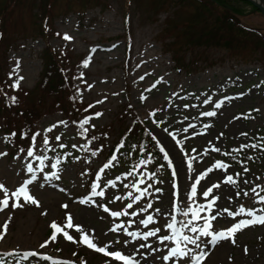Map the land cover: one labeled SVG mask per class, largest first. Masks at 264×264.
I'll return each instance as SVG.
<instances>
[{"label": "rangeland", "instance_id": "1", "mask_svg": "<svg viewBox=\"0 0 264 264\" xmlns=\"http://www.w3.org/2000/svg\"><path fill=\"white\" fill-rule=\"evenodd\" d=\"M9 1L0 0V14L3 12L7 15L8 42L4 45L13 43L6 55L8 81L11 85L19 81L18 87L28 91L23 110L26 111L27 106L34 108L36 104L34 113L39 116L34 124L30 123L38 134L35 144L31 141L24 147H19L13 151V156L9 155V145L0 131V153H6L0 156V185L5 186V189H0V199L5 198V190L10 197L25 180L31 178V174L26 171V165L31 163L36 170L37 179L28 188L38 201V206L21 200L22 206L13 209L12 201L9 200V207L0 211V228L5 221H9L8 231L4 238L0 239V252L23 254L34 251L39 254L37 257L21 260L20 264L25 261L29 264H108L104 261L105 258L111 263L120 264L115 259L82 244L80 235L83 232L98 247L107 246L108 251H121L125 255L133 256L139 264H188L191 260L187 257L163 260L170 248L176 246L171 240L164 243L159 240L160 236L172 235L173 230L168 229L166 225L172 222L173 216L176 228L183 235L194 236L196 234L183 228V223L191 219L190 213L184 216L183 212L189 208L195 209L198 205L206 206L211 196L217 197L216 202L221 204V210L218 203H215L212 209L217 213L206 208L200 215L209 217L208 222L215 232L225 231L234 223L250 218L244 215L233 218L223 211L225 208L230 211H235L240 206L264 209V203H260L254 193L248 192L247 196L236 194L242 186L244 189H250L255 185L256 191L264 195V60L257 51H252L251 46L250 56L246 57L245 51L233 55L231 51L222 50L220 47L187 45L186 42L196 41L200 31L199 25L193 28L189 26L187 29L191 14L196 11L195 0H188L187 3L184 0H133L126 8L129 46L123 45L121 40L123 0H100L95 9H88L82 19L73 14L56 19L53 25L60 37L46 40L38 39L39 23L35 21L36 11L38 7L42 8V4L37 0H14L12 9L7 12ZM49 1V11L52 10V14L63 9L59 0ZM200 1L206 3L208 0ZM208 7L210 8L209 5ZM220 12L219 8H214L211 14L217 15ZM202 16L212 19L206 9L197 16L198 20ZM213 21L214 17L211 22ZM239 21L247 28L259 29L264 33V18L259 14L247 13L240 16ZM64 35L70 36L71 39H63ZM158 40L160 43L168 42V48L176 58L191 59L190 72L176 71L169 56L162 53ZM48 45L55 50L70 52L76 61L81 58V62L72 67L76 74L75 79L71 81L76 89L74 96L79 97L82 105H89L91 110H96L90 117L85 115L80 119V122L88 119V124L82 128L85 137L79 136L70 122L55 113L53 107L43 105V102L49 101L50 98L40 94L38 73L40 61L43 63V57L48 52ZM41 51L44 55L39 60ZM240 76L243 79L236 82L234 78ZM227 78H233L235 85L231 86L230 79L227 95L219 94L218 92L225 90ZM205 89L213 93L208 99L201 95V91ZM175 91L181 92V98L173 95ZM39 99L41 104L37 102ZM217 104H220L219 108L216 107ZM129 112L137 115L148 135H155L158 142L156 153L151 155L152 160L147 162V157L139 154L140 145L135 148L130 143L122 144L113 153L117 159L108 169L101 172L103 165L111 159L105 160V153L130 124ZM206 112H213L215 115L211 119L207 116L195 118ZM96 113L101 115L96 116ZM172 114L180 116L173 117ZM183 118L195 124V127L185 132L187 124L179 122ZM198 122L200 124L196 125ZM20 125L8 126L6 131L15 128L14 132H18L21 130ZM48 129L51 131H47ZM133 132H137V128H133L131 133ZM225 133L232 136L220 140L219 136ZM173 135L178 137L174 141L175 144L178 141L182 143L175 146L173 141L169 140L173 139ZM57 136L60 137L59 141L56 140ZM45 137L49 141L46 146L43 144ZM137 137L141 147H149L145 145V136L137 133ZM10 142L13 144L15 140ZM214 142H219L217 148L220 151L195 149H207L205 144L212 145ZM61 144L64 145L63 148L60 147ZM241 145L247 147L241 149ZM29 147H33L34 157H27ZM163 147L170 153V161L173 159L171 155H174L169 151L170 148L176 151L177 160L196 157L195 173L188 168V162L174 161L170 170L177 174L178 186L172 191L175 180L169 176L167 166L164 167L159 157ZM88 149H94L96 154L93 156ZM224 152L227 154L224 155ZM36 157L47 159L41 163ZM57 159L61 163L53 169L51 165ZM217 162L228 167L216 169L214 165ZM183 168L186 169L185 173L187 172V181L181 186L179 175ZM209 168L213 170L204 177L203 184L201 181V185H197V195L189 199V188L195 182L196 173L203 174ZM244 168L248 171L245 172ZM220 171L236 178L235 188V184L224 183L223 175L215 179ZM52 172H57L58 178L46 180L45 176ZM237 173L240 175L236 176ZM117 177L120 179L117 180ZM140 179L145 183L138 184ZM211 179H215L212 185L218 184L221 188L213 190L211 196L206 199L203 197V191L210 185L204 183L210 182ZM108 181H113L114 186L109 185ZM93 184L98 185L96 190L103 191L104 196H91ZM133 184L141 190L149 184L152 187L147 195L134 202L129 193H132V196L139 193L133 189ZM156 188L163 190V193L166 190V194L171 192V195H160L155 191ZM171 197H174L175 201ZM81 200L86 202L81 203ZM235 201L240 205H236ZM149 202L152 208H147ZM129 203L132 208L127 207ZM65 205L67 207H64ZM104 207L108 208L107 212ZM145 208L147 211H143ZM156 209H159V212ZM112 212L128 214L113 217ZM133 212L136 215H131ZM148 215L153 216V222L145 226L141 221ZM68 216L72 217L73 228L65 227ZM212 216L216 219L212 220ZM52 223L68 232L73 240L65 239L63 231L57 234L55 241L50 240ZM203 223L205 221L200 219L194 226L203 227ZM77 225L81 231L76 230ZM117 225L126 227L130 232L143 233L156 229H159V232L156 237H150L147 241H132L123 231V227L112 230ZM203 238L200 237L198 241L201 245ZM234 239L235 243L231 240L225 245L218 242L213 248L204 250L213 252L206 257L208 260L205 258V264H264V224L243 228L235 234ZM45 241H48L47 246L41 248L40 245ZM125 241L129 243L125 244ZM140 244H148L151 247L140 248ZM180 246L191 248L194 253L193 245L181 242ZM214 248L217 250L214 251Z\"/></svg>", "mask_w": 264, "mask_h": 264}, {"label": "snow or ice", "instance_id": "2", "mask_svg": "<svg viewBox=\"0 0 264 264\" xmlns=\"http://www.w3.org/2000/svg\"><path fill=\"white\" fill-rule=\"evenodd\" d=\"M63 39L65 40H70L71 37L68 35H64ZM22 79V78H21ZM141 79H143V77H141ZM159 82V81H158ZM157 82V83H158ZM19 86V81H17L16 83L12 84L11 87L13 89L17 88ZM153 87H155V85H153ZM11 101L13 103H15L17 101L16 97H11L10 98ZM143 99V97H142ZM217 108L220 107V104L216 105ZM101 115L100 113H96V116ZM204 115L211 117L213 115H215V113L213 112H206L204 113ZM63 123V122H61ZM88 124V119H84L80 122V126L81 128L84 127V125ZM189 127H193V125H189ZM207 127V125L205 126ZM85 131H87V129H84ZM187 128L184 129L185 132H187ZM47 131H51V129H48ZM167 131V129H166ZM170 135H172V133H169ZM16 133H11L9 137H5V140L10 139L11 136H15ZM23 138V137H22ZM37 137L36 135L32 136V141H33V145L35 144ZM153 139H155V137H153ZM173 139H175V136L173 135ZM56 140L59 141L60 137L57 136ZM49 141L47 139V137H45V139L43 140V144L46 146L48 145ZM178 143H182V141H178ZM61 148L64 147L63 144L60 145ZM73 147H75V145H73ZM86 147V146H85ZM244 147H247L246 145H241V149H243ZM253 147H255V145H253ZM161 152H164V149L161 148L160 149ZM215 151H220L218 148L215 149ZM96 153L93 152L92 155L94 156ZM6 155V153H0V156H4ZM27 157H34V151H33V147H29V149L27 150ZM36 159H40L41 163L43 162L44 159H47V157H36ZM117 159L116 155H113L111 157V159L109 160L108 163H105L103 165V168L100 170L101 172L104 171V169H108L111 165L112 162L115 161ZM164 160L168 161V167L172 168V162L169 160L168 155L165 153L164 155ZM61 163V161L59 159L56 160L55 163H53L51 166L53 169L57 168V165H59ZM141 163H147L146 161H141ZM214 167L216 169H224L227 168L228 165L217 162ZM188 168L191 169L192 168V163L191 160L188 161ZM213 169L209 168L207 169V171L199 176L196 177L195 182L192 184L191 186V192H190V196L189 199L195 197L197 195V185L200 184V182L204 179V177L207 175V173H210ZM26 171L27 173L31 174V178L28 180H25L15 191H13L10 195V197L7 194V191L5 190V198L4 199H0V211L5 210L6 208L9 207V200L11 199L12 203H11V207L13 209H16L18 207H21L22 204L20 203L21 200H23L24 203H31L34 205L38 206V201L31 195L28 186L31 185L33 183V181H35L37 179L36 177V170L33 168V165L31 163H28L26 165ZM244 171L247 172L248 169L244 168ZM240 173H237L236 176H239ZM173 179L175 180L176 177V173L173 172L172 173ZM58 178V174L57 172H52L50 175L45 176L46 180H52ZM97 179H99V176H97ZM120 178L117 177V180H119ZM138 184H144L145 181L143 179H140L137 181ZM224 183L226 184H236L237 180L233 175H228L225 177ZM245 183H247V181H245ZM109 185L114 186V182L113 181H108ZM220 185L218 184H213L211 187H208L205 191H203V197L208 199L211 194L213 193V190L215 188H218ZM98 185L97 184H93L92 185V191H91V196L92 197H96V196H104V192L103 191H97ZM125 187H128V185H125ZM133 189L138 192L139 194L136 196H132V193H129V196L132 197L133 201H139L142 197H144L145 195L148 194L149 189L152 187L151 184H149L147 187H144L142 190L140 188L136 187V184L132 185ZM176 185L175 183H173V188H175ZM0 189H5L4 185H0ZM156 192H160L161 189L156 188L155 189ZM251 191L258 197L259 202L260 203H264V195H260L255 188H252ZM240 193H237V196H239ZM245 196L248 195V192L244 193ZM217 200V197L215 196H211V199L208 200L207 205H198L195 209L189 208L188 211L183 212L184 216H188L189 213L191 214V219L188 220L187 222L183 223V228L187 229L188 231H190L193 234H196L194 236H189V235H183L179 229L176 228V220L175 217H172V222L168 223L166 225V227L170 230H173L172 235H164V236H160L159 240L161 243H164L165 241H169L171 240L173 243H175V247L170 248V250L168 251V254L165 255L163 257L164 261H168L170 260V258L176 257V258H189L192 262V264H202V261L207 257V255L209 254L208 252L204 251L203 246L198 242L200 237H209L210 239L208 240V244L215 246L218 242L220 241H224V240H231L233 243H235V234L237 232H239L241 229L246 228L248 226L254 225V224H264V209H255V208H245L244 206H240L239 208H237L235 211H230L228 208L223 209L224 212H226L229 216L235 218L241 215L244 216H248L250 217L247 220H240L236 223H234L231 227L227 228L225 231H221V232H213L210 231L212 225L208 222L209 221V217L204 216L201 217L200 213L205 211V209H212L213 205L215 204ZM81 203H85V200H81ZM64 207H67L66 205ZM128 208H132V204L129 203L127 205ZM147 208H152V204L151 202L148 203ZM147 208L143 209V211H147ZM104 211L107 212L108 208L104 207ZM157 212H159V209H156ZM183 211V210H181ZM128 213H123V212H112L111 215L113 217H119L122 215H127ZM131 215H136L135 212L131 213ZM11 219V217H9V220ZM203 219L205 221L203 227H197L194 226L195 222H197L198 220ZM212 220H215L216 217L212 216L211 217ZM67 221L68 223L65 225V227L67 228H73L74 225L72 223V217L68 216L67 217ZM153 222V216L152 215H148L145 219H143L141 221L142 224H144L145 226L151 224ZM8 226H9V221H5L4 225L2 226V228H0V239H3L4 236L6 235L7 231H8ZM53 231L50 235V240L55 241L57 238V234L62 232L63 230L61 228H59L57 226L56 223H52L50 226ZM122 225H117L116 228H113V231H116L117 228H122ZM77 231H81L80 226H75ZM123 231L126 233V235L128 237L131 238L132 241H136L139 239H142L144 241H147L150 237H156L157 233L159 232V229H156L154 231H147V232H143V233H137V232H130L128 231V229L126 227H123ZM63 235L65 237V239L72 241L73 237L70 236L68 234V232L63 231ZM80 242L84 245H86L88 248L90 249H94L95 251L104 254L107 257H111L113 259H115L116 261L120 262V264H139V262L137 260L134 259L133 256L130 255H125L123 254L121 251H108L107 246L104 247H98L92 239L89 238V236L86 233L81 232L80 235ZM181 242H184L185 244H191L193 245L195 248H199L200 249V253L199 255H195L193 253V249L191 248H187V247H181ZM129 243V241H125V244ZM48 244V241H45L44 243H42L40 245L41 248L46 247ZM145 247H151V245L148 244H140V248H145ZM158 249H153V251H157ZM137 251H139V249H137ZM245 252H247V249H245ZM39 254L31 251V252H24L23 254H17L15 252H9L6 254H0V264H11L10 260H6L5 256L8 257H13L16 260V264H20L21 260H27L29 257H37ZM44 259H50L49 257H43Z\"/></svg>", "mask_w": 264, "mask_h": 264}, {"label": "trees", "instance_id": "3", "mask_svg": "<svg viewBox=\"0 0 264 264\" xmlns=\"http://www.w3.org/2000/svg\"><path fill=\"white\" fill-rule=\"evenodd\" d=\"M42 6L47 10H50L49 0H39ZM62 4L63 9L56 14H52V19L54 17L60 16L64 17L68 13H81L82 11L96 7L100 0H59ZM186 3L188 0H184ZM194 1V0H193ZM196 1V2H195ZM194 3L197 4L196 11H193L191 14L190 22L187 24V29L190 26L193 28L195 25L200 26L199 34L196 37L194 43L186 42L190 46H199L202 47H223L226 50L234 52H249V47H252V51H257L261 57H264V35L259 33V36L255 33H249V31L243 30L239 26V22L236 17L243 16L247 13L256 12L254 8L249 6L244 0H208L206 3H202L200 0H195ZM210 6V8L208 7ZM219 8L221 12L217 15H213L212 9ZM248 8V9H246ZM44 8L39 7L38 13L40 14L41 19L48 21L51 14L47 12ZM208 10L210 17L215 18V21L211 22L208 18L201 17L198 20L197 16L201 15L203 10ZM196 13V14H195ZM197 15V16H196ZM207 20V21H206ZM211 22V23H210ZM202 24V25H201ZM48 31H51L50 23L47 26ZM256 31V30H255ZM54 33H49L42 29L39 30L38 37L48 38ZM256 36V37H255ZM258 36V38H257ZM0 85L5 88L6 81L3 76V56L5 49L0 48ZM238 50V51H237ZM44 53L42 52L41 57ZM66 65V59L62 54H56L53 51H48L43 57V68L40 73V89L41 93L44 96L53 95V100L50 101V105L55 108H59L60 111L66 113L65 106L62 105L64 102V93L65 91L62 87L61 90V79L64 76V67ZM61 84V85H60ZM25 93V91H24ZM20 94H23L21 92ZM27 95V94H26ZM11 97H16L17 101L13 103ZM0 98L8 99L7 103L0 104V110L6 111L5 108L8 104L11 107L12 114L16 117L25 118L27 115H32L31 112H26L22 110V98L19 97L17 91H12L11 88L7 92H1ZM57 108V109H58Z\"/></svg>", "mask_w": 264, "mask_h": 264}, {"label": "bare ground", "instance_id": "4", "mask_svg": "<svg viewBox=\"0 0 264 264\" xmlns=\"http://www.w3.org/2000/svg\"><path fill=\"white\" fill-rule=\"evenodd\" d=\"M257 6H260V7H264V5H263V2L261 1V0H252ZM7 9V8H6ZM12 9V8H11ZM256 37V36H255ZM257 38H258V36H257ZM166 145H168L167 143H165ZM168 147H169V145H168ZM169 151L170 152H173L174 154H176V152L172 149V148H170L169 149ZM185 168H183L182 170H181V174L179 175V177H180V180H181V186H183L184 185V183H186V181H187V177H186V175H187V172L185 173ZM186 174V175H185ZM166 214V213H165ZM168 221V220H167ZM104 261L106 262V263H108V264H115V263H111L110 262V260L108 259V258H105L104 259Z\"/></svg>", "mask_w": 264, "mask_h": 264}, {"label": "water", "instance_id": "5", "mask_svg": "<svg viewBox=\"0 0 264 264\" xmlns=\"http://www.w3.org/2000/svg\"><path fill=\"white\" fill-rule=\"evenodd\" d=\"M245 1H247L253 7H255L260 12V14L264 17V7L257 6L252 0H245ZM261 1L263 2V5H264V0H261Z\"/></svg>", "mask_w": 264, "mask_h": 264}]
</instances>
